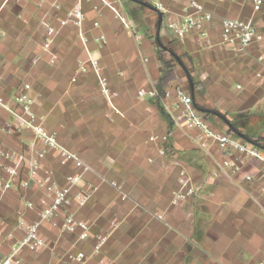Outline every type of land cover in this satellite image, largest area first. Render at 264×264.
Here are the masks:
<instances>
[{
    "label": "crops",
    "instance_id": "1",
    "mask_svg": "<svg viewBox=\"0 0 264 264\" xmlns=\"http://www.w3.org/2000/svg\"><path fill=\"white\" fill-rule=\"evenodd\" d=\"M107 1L140 40L100 0H0V97L20 111L14 100L31 85L34 110L47 129L90 168L80 186L92 194L89 203H72L43 223L46 247L22 250L21 263L76 264L67 255L91 253L95 236L105 234L102 255L113 264H264V162L247 159L240 173L216 179L218 149L206 151L199 132L173 118V92L182 87L213 128L256 142L264 155V39L242 55L221 40L226 19H253L264 36V4L257 13L245 0H196L213 15L207 37L179 40L168 25L183 18L193 0ZM78 5L82 27L62 26ZM91 58L99 60L108 95ZM142 88L159 96L142 99ZM68 100L73 105L67 107ZM71 115L77 127H70ZM14 126L13 115L0 108V150L28 157L45 150L40 176L50 171L65 185L74 166H61L57 151ZM183 179L195 195L173 205ZM8 180L0 167V260L22 240L19 220L36 221L45 197L37 184L23 186L26 170L5 190ZM70 214L90 227L87 241L62 232Z\"/></svg>",
    "mask_w": 264,
    "mask_h": 264
},
{
    "label": "built area",
    "instance_id": "2",
    "mask_svg": "<svg viewBox=\"0 0 264 264\" xmlns=\"http://www.w3.org/2000/svg\"><path fill=\"white\" fill-rule=\"evenodd\" d=\"M10 1V0H7ZM93 1V0H87ZM110 6L123 25L138 40L140 36L134 34L132 26L125 15L116 10L107 0H100ZM252 4L255 12L262 10L264 0H245ZM213 19V15L207 11L205 6L193 0L186 9L185 16L177 21L169 23L168 28L173 35L179 40L186 39L189 35L196 33L201 38L207 37L206 25ZM84 21V13L78 5L71 10L67 19L61 22L62 26L72 23L78 28L82 27ZM55 30H49V36H52ZM264 36L259 32L253 19H226L222 23L221 40L222 43L230 48V50L238 55L248 52L249 48L263 41ZM51 42L46 44L49 47ZM146 62L148 60H145ZM91 69L95 72L102 92L108 95V83L102 75L100 63L98 59H90ZM85 70L84 65L81 67ZM2 73L0 71V81ZM176 102L173 107L177 110L173 116L177 125L183 124L190 131H198V141L202 143L206 151L215 146L220 157L215 161L216 170L213 173L214 178L220 179L228 175H236L240 173L246 164L247 159H257L264 162V155L256 143L245 141L235 133L221 132L213 128L207 116L200 111L195 105L193 97L187 93L182 87L175 88L173 92ZM140 98L151 97L156 98L159 93L156 89L142 88L138 91ZM171 93L167 92L166 97H170ZM14 103L20 107V111L13 108V104L8 103L0 97V108L8 111L14 117L15 126L12 131L21 132L30 130L48 149H53L60 156L61 166L73 165L76 169L75 173L66 178V184L61 185L55 181L54 174L50 171L45 172V176L40 174L43 169V161L46 157L45 150H34L31 156L18 153L11 149L0 150V167L8 174L9 180L5 184L4 189L12 188V184L18 178L23 170H26L28 181L23 186H29L30 183L37 184L45 191V197L41 200V209L38 219L34 222L20 219L18 228L22 231V240L16 245L9 256L0 260V264H22L19 254L24 249L32 252H40L46 247L45 240L40 236V227L45 222H52L59 216L64 207L76 203L79 207H85L92 194L80 188L84 176L89 172L90 168L85 164L79 156L65 148L58 139L57 133L50 131L44 124L45 118L37 114L34 110L35 99L31 95V85L26 84L24 91L21 92L14 100ZM8 129V132H12ZM162 150L161 155H165ZM77 169L79 172L77 173ZM184 176V174L182 175ZM246 181L250 182L253 177L246 176ZM183 188L173 194L172 204L178 205L180 202L195 195V188L189 180H181ZM77 187L79 190H77ZM122 200H126V196H122ZM29 209H34L33 202L28 203ZM162 219L161 216L158 217ZM62 232L64 234L74 235L78 233V240L85 242L90 237V227L81 221H77L74 215H68L63 222ZM108 241V236L98 234L95 236V244L91 253L79 251L77 253H69L68 261L76 264H87L90 259L97 258L98 264H113L102 255V251Z\"/></svg>",
    "mask_w": 264,
    "mask_h": 264
},
{
    "label": "rangeland",
    "instance_id": "3",
    "mask_svg": "<svg viewBox=\"0 0 264 264\" xmlns=\"http://www.w3.org/2000/svg\"><path fill=\"white\" fill-rule=\"evenodd\" d=\"M101 88V87H100ZM101 91H102V89H101ZM103 93V92H102ZM70 104H72L73 105V101L71 100V101H67V103H66V105H68L67 107H69L70 106ZM76 118H77V116H75V117H73V115H71V116H67V119L70 121V123H71V125H70V127H77V121H76Z\"/></svg>",
    "mask_w": 264,
    "mask_h": 264
},
{
    "label": "trees",
    "instance_id": "4",
    "mask_svg": "<svg viewBox=\"0 0 264 264\" xmlns=\"http://www.w3.org/2000/svg\"><path fill=\"white\" fill-rule=\"evenodd\" d=\"M205 112H208V111H205ZM250 142L256 143V142H254V141H250ZM256 144H257V143H256Z\"/></svg>",
    "mask_w": 264,
    "mask_h": 264
}]
</instances>
